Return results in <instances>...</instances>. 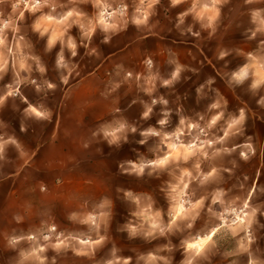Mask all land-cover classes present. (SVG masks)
I'll use <instances>...</instances> for the list:
<instances>
[{
    "label": "rangeland",
    "instance_id": "obj_1",
    "mask_svg": "<svg viewBox=\"0 0 264 264\" xmlns=\"http://www.w3.org/2000/svg\"><path fill=\"white\" fill-rule=\"evenodd\" d=\"M123 2L128 14L109 21L118 29L113 34L98 19L102 4L111 12L120 0H0V137L16 141L0 154V264H39L22 255L36 247L44 249L36 254L47 257L44 264H243L242 232L218 231L199 255L187 247L233 219L232 209L249 212L253 235L264 239L256 223H264V106L257 103L264 97V31H257L264 11L252 14L264 0L215 7L211 0L176 7L160 0L151 8L150 0ZM137 7V15L149 14L147 25L131 23ZM180 13H187L183 22ZM62 50L64 63L57 65ZM245 65L247 78L238 83L233 73ZM241 107L245 120L228 129ZM219 112L223 117L209 127ZM188 124L207 135L198 129L189 135ZM116 129V138L106 135ZM225 130L229 135L211 147H179L216 140ZM168 153L166 165L142 175L133 170ZM180 203L185 211L177 216ZM154 223L167 229L163 235ZM16 237L25 239L13 245ZM256 254L264 258V249Z\"/></svg>",
    "mask_w": 264,
    "mask_h": 264
},
{
    "label": "clouds",
    "instance_id": "obj_2",
    "mask_svg": "<svg viewBox=\"0 0 264 264\" xmlns=\"http://www.w3.org/2000/svg\"><path fill=\"white\" fill-rule=\"evenodd\" d=\"M229 2H230V0H211V5L213 7H215L216 5H227ZM244 2L246 4H250V3H254L255 0H244ZM97 3L101 4V0H97ZM159 3H160V0H150V2L148 3V7L151 8V7H153V5H156V4H159ZM180 3H182V0H170V4H171L172 7H176ZM144 4H145V0H139V5L142 6ZM102 7H103V10L100 12V18L98 19V24L102 26V31L108 32L109 29H112L113 34H116L118 29L116 27H114V25L112 23H109V21L113 20L114 17H117V16L123 17V16L127 15L128 14V6H127V4H125L123 2V0H120V3L118 5V7L116 8V10L115 11H111V12L108 11V8L112 7L111 4L104 3V4H102ZM204 7L207 9L209 7V5L205 4ZM261 11H264V9L255 10V11H253L252 14H253L254 17H259ZM136 13H140V8L139 7L136 8L135 13L132 15L131 23L133 25H135L136 27H139L141 25H147L149 23V14L148 13H143V14H139V15H137ZM215 13H216V17H219L220 9L216 8L215 9ZM69 15H71V13H69ZM185 15H187V13H180L181 22H183V17ZM212 24H213L212 18H209V23L207 24V26L211 27ZM3 27H5V28L8 27V24L5 23ZM125 29H126V24H125ZM0 31H2V29H0ZM189 31H191V29H189ZM257 31H264V28L257 29ZM84 35L87 36L88 38H90L91 37V31L85 33ZM193 35L194 36H198L199 32H194ZM255 36H256V32H253L251 38H254ZM53 39H55V38H53ZM110 42H111V37L110 36H105L104 39H103V43L107 45ZM0 43H3V41L0 40ZM262 43H264V41H262ZM49 47H51V42L49 44ZM68 47L72 50L71 51V55L73 57H75L77 55V52L75 50L76 49V44L71 38H69ZM224 55H226V54L225 53H221V58H223ZM248 56L251 57L252 53L248 52ZM63 63H64V55H63V50H62L59 53V55H58L57 65H63ZM146 63L150 66L152 61L149 59V60L146 61ZM248 67H249L248 65H245L243 68H241V70L239 72H234L233 73V78L238 83H242L243 80L247 78V75H248L247 69H248ZM40 71L43 72L44 69L41 68ZM127 75L129 77H131L132 73L129 72ZM178 75H179V69H177V71L172 74V79L175 80L178 77ZM209 82L211 83V82H214V81L210 80ZM33 83H35V82L33 81ZM170 83H171V80H165L163 82L164 86H167ZM259 85H260L259 82L254 81L253 87H257ZM48 87L54 89L56 86L53 85V84H49ZM14 94L15 93H13V92H9L8 93V95H14ZM163 102L167 103V101H163ZM155 103H156V101L153 100V104H155ZM257 103L262 105V106H264V97H261V99L259 101H257ZM211 107L212 108H217L218 105L217 104H212ZM28 110H30L32 113H35V115L37 117H41V116L45 115L44 113L38 112L36 110V108L31 107V106H29V109H26V111H28ZM150 111H151V108H149L148 111L144 112L143 116L145 118L148 117ZM223 115H224L223 112H219L218 114L214 115L212 117L211 121H210L209 127L212 126V125H215L217 123V121L221 120ZM47 118H49V120H50V118H51V114L50 113L48 114ZM201 119H203V117ZM244 120H245V110H244V108L241 107L239 109V116L237 118H234L231 121V123L228 124V129H231L235 124H239V123H241ZM166 122H167L166 120L158 121V123L160 125H164ZM180 123L183 124L184 121L181 119ZM121 128H123V125L121 126ZM187 129H188V134L189 135H192V130L193 129H198L199 133H203V134L207 135V133L205 132V129L203 127H200L198 124H188L187 125ZM20 130L22 132H26L27 131L23 126H21ZM119 131H121V129H116L115 131H113L111 133H106V135H111V136H113V138H116V133L119 132ZM132 131L134 132V131H136V129L133 128ZM151 134L152 135H157V136L160 135V133L155 132V131H152ZM183 134H184L183 131H181L180 135H183ZM228 135H229V131L225 130L224 131V135L219 137L216 140L209 139V140H206V141L202 142L199 145L193 141V142L188 143L186 146L184 144H180L179 147H181V148L187 147L188 149H192V150H195V151H200V150H202L204 148L205 144H207L209 147H211L214 143L223 142V140ZM0 141H3V143H0V154L3 153L4 144H7V143L16 144V141L14 139L5 141V140H3V137H0ZM110 143H111V141H110ZM140 143L143 144L144 141H140ZM85 147H87V145H85ZM205 155H206V153H205ZM0 158H3L2 155H0ZM170 159H172V154L168 153V154L164 155L163 158H160L158 160L149 161L147 163H142V164H140L138 166L137 165H133V170L136 172L137 175H142L143 172H144V169L146 167H153V166H157V165L163 166V165H166L169 162ZM195 168L196 169L200 168L199 163H197L195 165ZM215 172H216V169L213 168L208 173V175H213V174H215ZM183 175L184 176H191V173H189V172H187L185 170ZM193 178H195V177H193ZM184 188H187V184L186 183L184 184ZM173 190L175 191V188ZM213 202L215 203V201H213ZM202 203H203V201L200 200V201H197L196 204H193V205H190V206L191 207H196L197 205H201ZM178 207H179V211L176 212V215L180 216V213L185 211L184 203H180L178 205ZM247 208H248V204L245 202L243 204V209H247ZM251 211H252V213H255V212L259 211V210L258 209H253ZM232 212L235 214L233 219L229 220L226 224L222 221L219 227L214 228L210 232V234L205 236L199 243H197V244H189V245H187V247L189 249H196V253H197V255H199L200 252L202 251V247L201 246L204 245V244H207L209 241H212L213 237L216 236L218 231L223 230L224 235H228L229 232H231V234L234 235V236L238 235L240 232H242L243 235L240 237V239H241V241L244 242V246H245L244 250L246 252H248V255L246 257H244L243 264H264V258H260L256 254V250L257 249H264V239H261V234L260 233H258L257 235H253V233L251 231L252 221L249 219V212L241 211V213H236L235 209H232ZM260 215H261V217H264V213H261ZM173 223H175V219H173ZM256 223L259 225V229H261V230L264 229V223H261L260 220H257ZM187 227L191 228L192 224L189 223L187 225ZM169 228H170V226H169ZM157 229H159V232H160L161 235H163L164 232L167 230L165 228H161L158 224H155V223L152 224V230L155 231ZM132 231L135 232V229H132ZM147 234L151 235L152 232L150 231ZM23 239H25V238L24 237H16V238H13L11 240V243L13 245H17ZM27 239L30 240L32 238L28 237ZM44 239L48 240L49 237L45 236ZM82 243H86V241H82ZM253 246H255V247H253ZM55 247H59V246L56 245ZM43 251H44L43 248L36 247L33 252H28L26 254L22 253V255H24L25 259H29L31 257L34 260H38L39 264H44V261L47 259V257L36 255L37 253H41ZM53 264H55L54 260H53ZM109 264H113V262L109 261ZM125 264H127V261H125ZM188 264H192V261L189 260ZM232 264H235V262H232Z\"/></svg>",
    "mask_w": 264,
    "mask_h": 264
},
{
    "label": "crops",
    "instance_id": "obj_3",
    "mask_svg": "<svg viewBox=\"0 0 264 264\" xmlns=\"http://www.w3.org/2000/svg\"><path fill=\"white\" fill-rule=\"evenodd\" d=\"M69 9H70V8H69ZM68 11H70V10H68ZM93 94L95 95L96 92H94ZM202 239H203V237H200V241H201ZM200 241H199V242H200ZM199 242H196V244L199 243ZM201 247H202V246H201Z\"/></svg>",
    "mask_w": 264,
    "mask_h": 264
}]
</instances>
